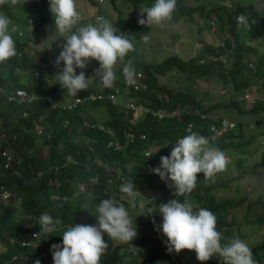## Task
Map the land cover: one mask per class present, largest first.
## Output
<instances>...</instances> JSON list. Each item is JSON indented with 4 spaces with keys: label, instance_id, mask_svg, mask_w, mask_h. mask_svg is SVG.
Listing matches in <instances>:
<instances>
[{
    "label": "trees",
    "instance_id": "1",
    "mask_svg": "<svg viewBox=\"0 0 264 264\" xmlns=\"http://www.w3.org/2000/svg\"><path fill=\"white\" fill-rule=\"evenodd\" d=\"M47 1L29 2L21 0L15 6L8 4L0 6V11L7 17L13 16V7L24 5L40 7L47 11L49 10V7H45ZM101 1L87 0L88 4L91 5L87 7L90 12L85 11L83 6H79L81 2L77 3L78 11L83 14L81 21L89 18L87 13H90L91 17H104L112 22L110 15L105 12L100 13ZM109 1L112 7L117 10L119 19L116 27L130 38L128 26L132 27L134 23H122L120 9L114 0ZM128 1L130 6L138 12L143 8L142 5L147 7L151 2V0ZM219 2L220 0H209L207 3L177 0L176 11L171 19V21L181 19L184 22H190L194 20L193 14H197L201 19L200 22L204 20L202 27L205 26L207 27L205 29L209 30V20L216 21L217 25L219 24V31L225 32V35L217 41V45L210 44L208 41L202 40L204 36L202 38L199 36L197 40L201 39L205 42L203 47L198 50V55L182 59V56L178 54H169L160 61L142 60L139 58V54L135 53L137 45H134V55L131 61L136 70H140L144 74V79L140 81L146 83V89L141 88L137 81V86L128 85L124 79H121L123 66L116 68L117 79L115 84L119 88L116 103L121 102L124 98L130 100L138 98L152 108L163 106L166 109H171L178 106L181 109L182 118L172 116L157 119L150 113H144L132 120L134 115L129 112L127 119L122 118L119 123L104 121V124L110 127L112 125L115 130L113 134H108L99 128H82V119L88 117L81 113V108L84 107V103L91 102L93 109H95L97 104L101 103L111 114L118 112L125 116L120 109L117 110L115 106L113 108L107 98H101L81 102L75 110L64 112L59 106L62 104V100L69 99L71 95H68L66 90L59 86L58 81L47 82L51 79L48 73L57 72L59 68L63 67V62L58 68L48 60H35L29 56L26 50L24 51L25 43L31 34H37L36 29L42 22L54 23L50 11H47L45 15H42V12L32 15L31 11L27 10L23 20L14 18L11 21V24L20 30V33H17L15 29L12 31L10 24V31H12L11 34L19 54L4 63H0V87L3 90L0 92V132L3 134L0 137V150L11 148L18 151L20 156L18 160L22 164L23 170L21 173L12 174L9 169H3L1 166L3 158L0 155V190L8 189L14 198L11 200L9 196L6 201L4 200L5 202L0 199V241L5 245V250L0 252V264H33L37 253L48 250L49 254L51 245L62 242V234L71 224L79 222L80 224L94 225L96 223V204L102 201L101 196L106 193L104 191L106 187L117 188V184L120 183V176L132 180L136 188L140 189L146 196L157 191L160 192L161 196L155 208H152L148 201L143 207L146 213L148 209H152L153 214L146 218L148 220L146 226H143L139 239H144V242L149 243L147 253L142 255L139 261L135 260V262L128 263L127 243L110 240L107 234H104V239L109 247L101 257L100 264H202L196 259L194 251L182 250L178 254L167 251L166 237L158 230L159 222L162 219L159 215L158 206L175 198L174 189L169 194L164 181L161 180L158 184L153 183V173L150 169L159 165L161 156L170 155L172 146H165L163 140L170 142L175 137L183 135L181 131L183 122H189L191 127L193 126V132L208 137L214 146L224 151L229 156V164L237 165L246 161V155L251 153V150L246 146L251 143L257 132L256 129L258 130L264 122V120L256 118L254 120L256 126L254 127L253 124L244 121L245 116L249 113H260L264 116V88L262 87L264 82V14L259 13L256 5L251 1H221L224 3L223 5ZM237 14L244 15L250 27H244L243 24L238 23L236 21ZM27 17H31L30 24L26 21ZM196 21L199 22V20ZM177 35L178 32L175 31L173 37ZM250 37L252 40L249 42ZM158 39L165 45L169 43L162 37H158ZM170 44L172 46V42ZM211 55L214 59L210 58ZM219 55L223 56V60L218 57ZM37 61H40L42 65ZM87 67L86 71L94 70V66ZM170 71L182 73L181 86L178 85L177 88H173L156 83L157 75L169 77ZM90 73L93 74V72ZM39 76H42V80ZM198 77H204L209 82L220 84L226 91V101L211 100L214 94L219 95L217 91L205 89L197 92L196 88H190V80ZM223 78L227 80L228 86L221 82ZM183 79L187 81V84L184 83ZM100 83V77L92 79L89 89L77 94L93 91ZM15 87L24 88L27 93L33 94L35 98L18 105L8 101L6 94L11 93ZM251 87H254L252 92ZM155 90L161 91L163 96L157 98ZM246 91L253 94L251 99L244 96ZM44 94L51 96L54 106L51 105L52 102L45 100ZM218 107L227 111H234L237 117L231 125L220 131L218 135L213 136L210 126L219 128L222 119V115L215 116L213 114ZM22 113H25V116H22ZM65 117L68 118V123L63 125L62 120ZM37 124L46 125L51 132L50 139L45 140L34 133ZM121 127L142 130L146 133V138L125 143L122 145V149L113 150L110 145H107V141L118 139L122 143L123 136L119 132ZM244 128L250 130L251 135L240 140L243 137L241 130ZM155 139L157 148L144 161L141 150ZM38 140L46 142V156L42 158L28 154L29 148ZM66 153H71L77 162L75 164L68 162L65 167H61L57 173H54L51 164L64 159ZM93 156L99 157L102 162L111 166V173L106 175L102 164L96 165L91 161ZM260 156L264 163V150ZM257 164L260 165L261 162H257ZM13 165L15 166L16 163L13 162ZM148 165L149 172L139 173L137 171L138 167L145 169ZM38 170L41 171L39 174H37ZM201 176L202 173L197 174L196 187L187 197L179 196L176 198L181 202L187 199L193 204L194 209L206 208L213 212L217 219V230L222 233L224 238L222 243L238 236L249 245L251 239L253 241L257 235L254 232H257L256 230L261 227L262 222L264 224V197L258 196L249 199L246 194H242L220 198L218 197L219 186L225 185V182L217 179L205 182ZM239 176L240 174L237 175V177ZM75 183L92 184V188L80 190L74 194ZM233 187L234 191H237L238 185L235 184ZM55 194L60 197L54 198ZM62 195L64 199L61 198ZM123 196L126 200L125 194ZM244 200L247 201L246 210L243 211L241 219L237 220L234 211L239 210L240 204ZM44 213L51 215L54 219L62 220V224L57 227L56 231L52 233L39 231V217ZM31 217L33 218L30 219ZM7 220L11 222L8 223ZM154 220L155 224L153 223ZM150 221L151 223L147 226ZM242 226L244 230H241ZM37 230L39 231L37 236L31 238L30 233ZM246 230L251 232L250 236L245 233ZM7 235L14 237L15 241H9ZM259 236L261 237L260 242L250 244L249 247L252 249L256 264H264V252H262L264 234H259ZM26 237L28 240L36 239L35 245L21 247L18 240ZM121 250L127 254L122 253ZM26 252L31 258L22 261L21 259ZM11 255L15 257L11 258ZM43 264H53V260ZM203 264H222V261L213 256Z\"/></svg>",
    "mask_w": 264,
    "mask_h": 264
},
{
    "label": "clouds",
    "instance_id": "2",
    "mask_svg": "<svg viewBox=\"0 0 264 264\" xmlns=\"http://www.w3.org/2000/svg\"><path fill=\"white\" fill-rule=\"evenodd\" d=\"M18 3L19 0H0V6L5 4L15 6ZM48 3L49 11L54 20V33L57 34V38L62 37L63 42L65 41L62 50L54 61V65L58 68L61 62H63V67L59 68L54 76V80L58 81L60 87L65 89L68 95L77 97L78 92L89 89L93 75L86 78L84 71H80L79 74H77L76 69H84L87 63L92 60L97 61L99 64V67L94 70V73L100 75V86L102 88L111 89L114 87L117 79L116 68L120 63H123L121 79H124L128 85H133L135 83L137 76L136 71L140 70H136L131 60L124 62L125 57L128 56L130 52L134 51V44L129 40L126 33L120 32L117 27L113 26L112 22L104 17L95 16L96 20H91L95 24H81L80 22L83 14L81 16V13L78 11L76 0H48ZM176 7L177 0H154L152 6L144 7L139 11L140 18L138 19V23L148 27L153 25L162 27L164 24L171 21ZM209 21L210 29H214L212 28V24L215 23V21ZM236 21L243 24L244 27H250L247 24L246 17L242 14H237ZM10 24L11 20L9 17L0 14V63H4L17 55L16 42L11 34ZM12 31H14V29ZM143 39L147 41L149 38L148 36H144ZM201 41L194 40V44L199 46L197 50H200L204 45ZM218 57L223 60L222 55ZM210 58L214 59L212 55ZM141 74L142 76L136 81L139 82L141 88L146 89V83L140 81L145 77L142 72ZM176 74L179 73H175L174 71L169 72V76ZM47 82L51 83L50 80ZM142 83L145 85L141 86ZM155 91L156 97V93H159V97L157 98L163 96L161 91ZM66 100H62V103ZM131 100L141 102L151 109L148 112H141L137 108L131 110L130 112L136 113V116H140L144 113L152 114V110H164L166 112H171V114L160 117L152 115L157 119L172 116L182 118L180 113L181 109L178 106L171 109H166L163 106L152 108L140 99L138 100V98H132ZM114 106L115 108L117 107V110L120 109L122 111L121 102H117V105H113V107ZM59 107L64 112L75 110V108L72 110L62 109L61 105ZM22 116H25V113H22ZM222 120L223 118L220 121L219 128L210 126V129L213 131V136H216L215 133L218 135L220 131L232 124L231 122H226L225 124ZM67 123L68 118L65 117L62 120V124L64 125ZM98 124L96 128H99ZM105 126L108 125L105 124ZM38 128L42 130V133L37 132ZM110 128L115 132L112 125ZM102 131L105 130L102 129ZM134 131L136 132L135 135L143 133L144 138H146V133L144 131ZM181 131L183 135L175 137V139L170 142L167 141V144L172 146L170 155L161 156L159 165L150 169L153 173V183L158 184L159 181H164L169 194H171L174 189L175 198L169 200L167 203H161L158 206L159 215L162 217L159 222L160 225L158 226V230L166 237L167 251L177 254L182 250L194 251L196 259L202 262V264L210 260L213 256L218 257L222 261V264H256L252 249L238 236H234L228 239L226 243H222L224 238L222 233L217 230V219L213 212L206 208L194 209L193 204L188 202L187 199L181 202L176 198L179 196L187 197V195L194 190L198 182L197 174L202 173L204 181L210 182L215 179L217 174L226 171L229 164V159L225 152L214 146L208 137L193 132V126L191 127L189 122H183ZM34 133L45 140L51 138V132L44 124L35 125ZM45 133H49V136L47 137ZM0 134L1 137L3 134ZM144 138L136 137L134 140L136 141L137 139ZM156 143L155 139L141 150L144 161H146L149 154L157 148ZM151 145L154 146L151 147ZM3 149L9 153L10 158L6 159V157L1 155V150ZM120 149H122V146ZM1 150L0 155L3 158L1 161L2 168L5 170L9 169L12 174L19 173L18 167L21 163L18 158L15 159L8 148H2ZM30 150L31 148H29V151ZM91 161L96 165L102 164L106 175L111 173L112 167L102 162L99 157L93 156ZM13 162L16 163L15 166ZM68 162L72 164L77 162L76 158L72 156L71 153H66L64 159L60 161L57 160L51 164V168L54 173H57L59 169L65 167ZM137 171L139 173L144 171L149 172V165L145 169L138 167ZM40 172L41 171L38 170L37 174ZM85 186L88 187V184H85ZM90 186H92V184ZM106 188L104 189L106 193L103 191L105 194L101 196L102 201L96 204V223L94 225L80 224L79 222H75L71 225L69 224L70 226L62 234V242L60 244L51 245L50 251L52 254L50 255L52 256L53 264H100L101 257L109 247V244L104 239V234H107L110 240L127 243L126 249L128 254H125H127V258L129 259L128 263L135 262V260L139 261L141 256L147 253L149 243L147 241L144 242V239H139L141 238L143 226H146L148 220L146 218L153 214L152 209H148L146 213L143 207L144 204L147 203L148 198L155 192L150 196L144 195L140 189L136 188L132 180H127L126 177L120 179L117 188ZM3 190L7 192V195H3ZM88 190H90V188ZM137 193L139 194L138 197ZM11 194L12 192L3 188L0 190V199L4 201L8 199ZM123 194H125L126 200ZM141 202H143V205L140 204ZM124 205L130 206V209L133 207L132 209L134 212H136V209H142V212L137 215V220H141L142 216L145 217L142 219V223H139L136 219H132L128 209ZM152 208L155 207L152 205ZM32 218L33 217L30 219ZM151 221L147 223V226ZM7 222L10 223L11 221L7 220ZM153 223L155 224V220ZM61 224V219H54L47 213L39 217V231L44 233L56 231L57 227ZM39 231L31 232V238L36 237ZM7 238L9 241H15L14 237L11 235H7ZM22 239L28 240L27 237L19 239L18 241L21 247H31L35 245L36 239H29V244L27 245H22L20 243ZM1 247H3L2 250ZM4 250L5 245L0 241V252ZM37 254L38 255L34 257V260H36L33 264H40V260L41 264L46 263L42 255L48 254V250L41 251ZM14 257V255H11V258ZM28 258H31V256L26 252L21 260L25 261L28 260Z\"/></svg>",
    "mask_w": 264,
    "mask_h": 264
},
{
    "label": "rangeland",
    "instance_id": "3",
    "mask_svg": "<svg viewBox=\"0 0 264 264\" xmlns=\"http://www.w3.org/2000/svg\"><path fill=\"white\" fill-rule=\"evenodd\" d=\"M26 1L37 2V0H26ZM184 1L187 2V0H184ZM192 1L196 3L199 1H203V3H207L209 0H192ZM221 1H227V0H220L219 3H221ZM244 1L253 2L256 5L259 13L264 14V0H244ZM79 2H81L79 4L80 7L83 6L85 11L90 12V10H88L87 7L88 5L89 6L91 5L88 4L87 0H76V3H79ZM114 2L116 6L120 9V14L122 15L121 21L123 20L122 23H134L132 24L133 25L132 27L128 26V29H130L129 30L130 31L129 40H131L134 45H137V49L135 53L139 54V58L145 61H150V60L160 61L162 58H164L165 56L169 54H178L182 56V59H187L193 55L195 56L198 55L197 49L199 48V46L194 44V40H197V37L200 36L202 38V36H204L202 40L208 41V43L210 44L217 45V41H219L221 37L225 35V32L222 33L219 31L218 29L219 24L217 25L216 21L215 23L212 24V28L214 29H210V30L205 29L207 27H205L204 25H203L204 27H202V24H203L202 22H204V20L200 22L201 19L199 18L197 14H193L194 20L190 22H184L181 19H176L175 21L167 22L162 27L156 26V25L149 26V27L146 25H140L138 23L140 14L138 10L130 6V2L128 0H114ZM45 4H46L45 6L46 8L49 7L48 1L45 2ZM142 4L143 2L141 3V5ZM153 4H154V0H151L150 4L147 7H150ZM221 4L223 5L224 3H221ZM142 6L143 8L145 7V5H142ZM27 10L31 11L32 15H37L41 12L43 13L42 15H45V13L49 11V10L45 11V9H41L40 7H35L31 5H24L22 7H13V14H12L13 16L9 17V19L11 21L14 18L23 20L26 17ZM103 12L111 16L112 19L110 20H112L113 26L116 27L117 26L116 23L118 22V19H119L117 16V10L112 7L109 0H102L100 2V13H103ZM0 14H4V13L0 11ZM87 14L89 18H86V20L81 21L80 23L81 24H95L93 21L91 22V20H96V17L95 16L91 17L89 15L90 13H87ZM196 20H199V22ZM28 28L26 29V32ZM142 28L143 29L146 28V29L140 30ZM36 30H37L36 31L37 34H31L30 38L25 43L24 51L26 50L29 56H31L35 60H39V59H43L46 61L48 60L54 64V61L56 57H58L60 51L62 50V46L65 43V41L63 42L62 37L57 38V34L54 33V23L42 22L41 25ZM175 31L178 32V35L173 37V33ZM144 36H148L149 39L145 41L143 39ZM158 37H162L163 39H166L167 41H169V43L166 45L163 44V42H161V40H159ZM198 40H201V39H198ZM251 40L252 38L250 37L249 42ZM205 41H201L202 44ZM170 42H172L173 47L170 46L171 45ZM133 52L134 51L130 52L128 56L125 57L124 62H127L128 60H132L133 55H134ZM37 62H39V64L42 65L40 61H37ZM87 66H94V70H95L99 67V64L97 61L92 60L88 62L86 67L84 68V72H86L85 73L86 78L92 75H93L92 79H96L100 77L98 73H94V70L86 71L88 68ZM119 66H123V63L118 64L117 67ZM77 70L76 72L77 74H79V72L82 69H77ZM90 72H93V74ZM181 79H182V73L169 76V77H166L163 75H157L156 83L160 85L165 84L167 87L171 86L173 88H177L178 85L181 86V83H180ZM221 80H222L221 82H224L225 86H228L227 80H225L224 78ZM184 83L187 84V81L184 80ZM189 87L192 89L196 88L197 92H201L205 89H208L210 91H217L219 95L214 94L211 100L226 101L227 96H226L225 89L221 87L220 84L218 85V83L209 82L204 77H198V78L191 79L189 82ZM262 87L264 88V84L262 85ZM253 88L254 87H251V92L253 91ZM116 95H115V98H116ZM244 95L250 99H251V96H253V94H251L248 91H246ZM97 105L98 106L95 109H93V104H91V102L84 103L83 105L84 107L81 108V113L88 118L82 119L81 121L82 128L91 127L95 129L98 123H102V126H104L105 125L104 121H110V122L116 121L117 123H119L122 120V118L127 119V115L122 116L118 112H116L117 114H111L109 110L105 106H103L101 103ZM213 114L215 116L222 115V118H223L222 122L225 124L226 122L232 123L237 117V114L234 111H227L220 107L216 108ZM133 115L134 117L132 118V120L139 117V115L136 116V113H133ZM226 116L229 118H227ZM256 118L257 119L260 118L262 121L264 120V116H262L260 113H257V114L249 113L245 116L244 121L248 122L249 124H253V126L255 127L256 125L254 124L255 123L254 120ZM260 126L261 127L258 130L256 129L257 132L254 138L252 139L251 143L246 146V148L251 150V153L246 155V158H247L246 161L239 165L228 164L227 170L217 174V176L215 177V179L225 182V185L219 186L218 197L228 198L232 196H240L242 194H246L249 199H254L255 197H258V196L264 197V163L260 156L261 152L264 150V122ZM241 133L243 137L240 138V140L245 139L251 135V131L245 128L241 130ZM215 135H217V133H215ZM163 143L165 144V146H169L166 140H163ZM152 146L154 145H151V147ZM45 148H46V142L38 140L37 143H35L31 147V150L29 151L28 154L36 158L45 157L46 156ZM8 150L15 159L20 158L18 151H14L11 148H9ZM227 157L229 159V156ZM257 162H261V164L258 165ZM18 170L20 173L22 172L23 170L22 164L19 165ZM239 174L240 176L237 177V175ZM201 177H203V174ZM122 178L123 176L120 177V179ZM235 184L238 185L237 191H234L233 186ZM90 185L91 184H89L88 187H86L83 183H75L76 188H75L74 194L80 190H88L89 188L92 187ZM160 195L161 194L159 191L155 192L152 196L148 198V202L152 204L153 207H156L158 205ZM138 196L139 194L137 193V197ZM9 198L11 200L14 199L12 195H10ZM140 204L143 205V202H141ZM124 206L128 209L129 214L132 217V219L137 220V215L142 212V209L140 208L136 209V212H134L132 209H130V206L129 207L126 205ZM246 206H247V201L244 200L240 204L239 210L234 211L235 214L237 215V220L241 219L243 215V211L246 210ZM141 218L144 219L145 217L142 216ZM142 219L137 220V221L139 223H142ZM24 224L26 225V222H24ZM241 230H244L243 226L241 227ZM256 231L257 232H254V234L257 233V235L253 238V241L251 239L250 244H253V243L258 244L260 242L261 237L259 236V234H264L263 222L261 223V227L258 228ZM245 233H247V235L250 236L251 232L246 230ZM2 249L3 247H1V250ZM121 252L125 253L122 250ZM262 252H264V249H262ZM50 254H52L51 251L49 254L42 255L45 262H52V256Z\"/></svg>",
    "mask_w": 264,
    "mask_h": 264
},
{
    "label": "built area",
    "instance_id": "4",
    "mask_svg": "<svg viewBox=\"0 0 264 264\" xmlns=\"http://www.w3.org/2000/svg\"><path fill=\"white\" fill-rule=\"evenodd\" d=\"M38 2V0H37ZM27 23L31 22V18L27 17L26 19ZM11 29H15L17 31V33H20V30L16 28V26L14 24L11 25ZM19 54V52L17 53ZM137 72V76L135 79V83L131 86H137V82L136 80L138 78H140L142 76L140 71H136ZM35 73V72H34ZM57 72L51 71L49 72V76H50V82H54V76ZM36 74V73H35ZM40 80H42V76H39ZM124 78V77H123ZM101 84V83H100ZM97 86L93 91H87L85 93H81V94H77V97L71 96L70 99L66 100L64 103L61 104L62 109H66V110H72L74 108H76L78 106L79 103L81 102H87V101H92V100H97V99H105L107 98V100H109V103L111 105H117L116 98L115 95L118 93V86L116 84H114V87L111 89H104L101 86ZM145 84L142 83L141 86H144ZM60 86V85H59ZM140 86V85H139ZM2 88L0 87V92H2ZM157 97H159V93H156ZM35 96L33 94H29L26 92V90L22 87H15L13 89V91L11 93L6 94V99L8 101H12L15 102L17 104H22V103H26L29 102L30 100H32ZM45 99L48 102H52L51 100V96L50 95H44ZM79 99V100H78ZM51 105L53 106L54 103L52 102ZM121 108H122V112L124 115H127L131 110L137 108L138 110H140L141 112H148L151 109L144 105L141 102H135L132 101L128 98H124L121 101ZM153 115H155L156 117H160V116H167L170 115L171 112H166L164 110H152L151 111ZM84 123V122H83ZM98 127L105 130L106 132H108L109 134H113V129L110 128L109 126H102V124H98ZM38 133H42V130L40 128L37 129ZM123 139H122V143L118 140H113V139H109L107 141V145H110L111 148L118 150L121 148L122 144L128 143V142H132L136 137H141L144 138V134L143 133H139L137 135H135V131L131 128V129H126V128H120V131ZM1 133V132H0ZM45 135L48 137L49 133H45ZM1 155L7 158H10L9 153L6 150H1ZM68 158V156H67ZM3 195H7V192L5 190H3ZM60 196H58V194L54 195V198H58ZM61 198L64 199V196L62 195ZM20 243L22 245H27L29 244L28 240L22 239L20 241Z\"/></svg>",
    "mask_w": 264,
    "mask_h": 264
}]
</instances>
